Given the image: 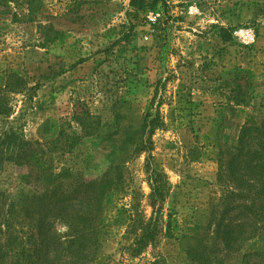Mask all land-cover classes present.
Instances as JSON below:
<instances>
[{"label":"rangeland","instance_id":"obj_1","mask_svg":"<svg viewBox=\"0 0 264 264\" xmlns=\"http://www.w3.org/2000/svg\"><path fill=\"white\" fill-rule=\"evenodd\" d=\"M29 3L0 15V82L11 71L37 88L21 121L24 137L41 143L59 132L71 137L73 153L62 161L87 181L118 166L123 184L106 195L107 210L133 208L149 217L146 154L136 153L133 137L146 131L159 90L162 126L152 137L149 165L167 177L165 210L174 214L172 237L158 249L166 264H188L178 240L206 229L220 194L219 151L236 145L247 116L264 113V0H161L138 16L130 0H32L30 14ZM6 175L5 182L4 165L5 193L16 182L14 168ZM115 233L103 254L118 260L117 243L125 241L121 229ZM262 250L264 235L241 252Z\"/></svg>","mask_w":264,"mask_h":264},{"label":"trees","instance_id":"obj_2","mask_svg":"<svg viewBox=\"0 0 264 264\" xmlns=\"http://www.w3.org/2000/svg\"><path fill=\"white\" fill-rule=\"evenodd\" d=\"M25 1L0 0V15L2 8ZM160 3L130 0L129 7L138 16ZM32 4L30 0L26 8L29 14ZM36 91L15 72L1 77L0 173L5 165L6 182L7 168H14L16 182L5 193L0 179V264H133L143 258L145 264H166L158 246L162 238L172 237L174 213L172 208L165 210L171 187L167 177L149 165L152 137L162 126L163 95L156 90L144 119L146 131L140 129L141 134L135 132L133 137L136 153L146 154L151 214L145 217L135 215L133 208L122 213L107 210L106 195L123 184L118 166L87 181L76 165L62 161L65 154L73 153L71 137L59 132L55 140L45 143L24 137L21 121ZM242 124L236 145L218 153L220 194L211 205L206 229L178 240L188 264H264V250L241 252L245 243L264 235V113L247 116ZM117 229L123 231L125 242L117 243L115 260L103 250L118 236Z\"/></svg>","mask_w":264,"mask_h":264},{"label":"built area","instance_id":"obj_3","mask_svg":"<svg viewBox=\"0 0 264 264\" xmlns=\"http://www.w3.org/2000/svg\"><path fill=\"white\" fill-rule=\"evenodd\" d=\"M240 34H242V35H243V34H245V35H249L248 32H244V31H241Z\"/></svg>","mask_w":264,"mask_h":264}]
</instances>
